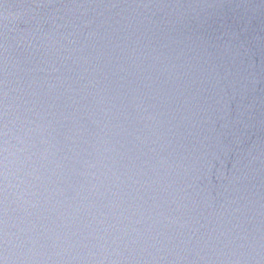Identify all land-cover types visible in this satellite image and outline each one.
<instances>
[{
  "label": "water",
  "instance_id": "1",
  "mask_svg": "<svg viewBox=\"0 0 264 264\" xmlns=\"http://www.w3.org/2000/svg\"><path fill=\"white\" fill-rule=\"evenodd\" d=\"M0 264H264V0H0Z\"/></svg>",
  "mask_w": 264,
  "mask_h": 264
},
{
  "label": "snow or ice",
  "instance_id": "2",
  "mask_svg": "<svg viewBox=\"0 0 264 264\" xmlns=\"http://www.w3.org/2000/svg\"><path fill=\"white\" fill-rule=\"evenodd\" d=\"M3 244H4L3 231H2V229H0V251L3 250Z\"/></svg>",
  "mask_w": 264,
  "mask_h": 264
}]
</instances>
